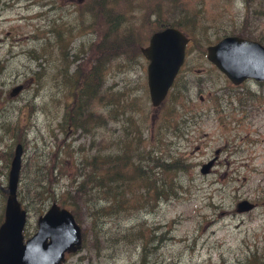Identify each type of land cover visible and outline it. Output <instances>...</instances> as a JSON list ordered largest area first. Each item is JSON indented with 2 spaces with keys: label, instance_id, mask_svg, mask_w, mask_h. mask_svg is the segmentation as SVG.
I'll return each instance as SVG.
<instances>
[{
  "label": "rangeland",
  "instance_id": "1",
  "mask_svg": "<svg viewBox=\"0 0 264 264\" xmlns=\"http://www.w3.org/2000/svg\"><path fill=\"white\" fill-rule=\"evenodd\" d=\"M186 2L199 32L154 107L141 48L174 20L167 0H0V217L20 143L26 238L54 202L74 195L62 207L83 247L61 264H264V81L236 85L207 59L228 35L264 45V0ZM99 9L118 10V24ZM126 35L130 45L116 50L124 39L113 38ZM98 65L102 86L90 97ZM100 156L115 158L97 172L104 186L86 167ZM244 199L257 206L238 212Z\"/></svg>",
  "mask_w": 264,
  "mask_h": 264
},
{
  "label": "water",
  "instance_id": "2",
  "mask_svg": "<svg viewBox=\"0 0 264 264\" xmlns=\"http://www.w3.org/2000/svg\"><path fill=\"white\" fill-rule=\"evenodd\" d=\"M190 36L181 28L166 26L154 32L141 52L149 60L148 87L154 107L160 106L168 96L185 63ZM207 59L223 72L234 84L246 80L264 81V45L257 40L238 35H228L207 47ZM23 85L15 87L16 96ZM23 146L18 144L11 162L8 195L4 220L0 225V264H61L66 254L82 248L83 235L71 210L54 202L38 219V229L26 238L28 210L18 197L23 161ZM215 160L201 169L208 174ZM256 203L244 199L237 204V211L248 212Z\"/></svg>",
  "mask_w": 264,
  "mask_h": 264
},
{
  "label": "trees",
  "instance_id": "3",
  "mask_svg": "<svg viewBox=\"0 0 264 264\" xmlns=\"http://www.w3.org/2000/svg\"><path fill=\"white\" fill-rule=\"evenodd\" d=\"M96 1L100 2V6L102 5V3L105 6V2H108V0H96ZM167 6H169V7L167 8L165 13H167V15L170 17L169 19H174V20L169 21L168 24H166L165 22H163V23L161 22V28H164L166 26H176V27L184 30L190 36L191 41L194 40L197 37L196 33L198 31V25L199 24H198V21L196 19L197 16L194 13V10L190 9L191 6L189 5V3H187L186 0H167ZM99 13L101 15H105L104 17L105 18L107 17L108 22L110 24H112L113 26H116V24H118V22H119L118 19L121 17L120 12L118 10L112 12V10L108 11L106 9H99ZM127 36H129V35H126L123 38H119V37L113 38L114 41H120V40L124 39L118 45L114 46V48L116 50L119 49L118 51H120V49H124L125 47L130 45L129 38ZM108 38H110V37H108ZM110 40H112V38ZM106 52H109L111 54L109 46L105 47V53ZM81 71H82V69H81ZM101 75H102V71H99V65L94 66L91 69V75L89 77L90 79H88V81H87L90 97H95L97 95V93L101 90V86H102ZM76 124L78 125V128L80 127V128L85 129L87 123L82 125L81 123L77 122ZM113 157L114 156H107L105 160H103L101 156L99 157V159H98V157H94L91 162H88V163L86 162V167H87V165L91 166V168L94 170L92 175H91V181L92 182H95V184L97 182L101 186H104L100 180L96 179V177L98 175L97 172L101 168V166L112 164L115 161V158H113ZM51 162H52V158H51ZM51 166H52V171H50ZM51 166L48 168V170H49L48 173L50 174V172H52L50 177L53 176L55 164L52 163ZM140 177L145 178V179L147 178V176L145 175V173H143V171L141 172ZM140 177H135V178H140ZM80 187H83V183L80 185ZM80 191L81 190H77V192H80ZM73 198H74L73 193L66 192L65 196H64V200L62 202V204H63L62 206L70 207L71 205H75V203L73 202ZM2 218L3 217H0V224L4 220V219L2 220Z\"/></svg>",
  "mask_w": 264,
  "mask_h": 264
},
{
  "label": "flooded vegetation",
  "instance_id": "4",
  "mask_svg": "<svg viewBox=\"0 0 264 264\" xmlns=\"http://www.w3.org/2000/svg\"><path fill=\"white\" fill-rule=\"evenodd\" d=\"M80 1H85V0H80Z\"/></svg>",
  "mask_w": 264,
  "mask_h": 264
}]
</instances>
